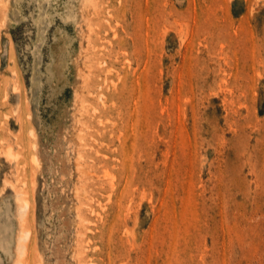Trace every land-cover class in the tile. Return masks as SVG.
<instances>
[{"label": "rangeland", "instance_id": "1", "mask_svg": "<svg viewBox=\"0 0 264 264\" xmlns=\"http://www.w3.org/2000/svg\"><path fill=\"white\" fill-rule=\"evenodd\" d=\"M0 212V264H264V0H0Z\"/></svg>", "mask_w": 264, "mask_h": 264}, {"label": "bare ground", "instance_id": "2", "mask_svg": "<svg viewBox=\"0 0 264 264\" xmlns=\"http://www.w3.org/2000/svg\"><path fill=\"white\" fill-rule=\"evenodd\" d=\"M65 39V38H64ZM59 44H61V43H59ZM58 48V47H57ZM63 50V49H62ZM64 55V54H63ZM63 57V56H62ZM60 61V60H59ZM52 63V62H51ZM49 65V64H48ZM59 66V65H58ZM61 67V66H60ZM62 70V69H61ZM49 74V73H48ZM51 74V73H50ZM61 74V73H60ZM62 75V74H61ZM52 77V76H51ZM47 78V77H46ZM48 78H50V77H48ZM59 78V77H58ZM48 80V79H47ZM99 96V95H98ZM95 110V109H94ZM7 154V153H6ZM9 156V155H8ZM36 163V162H35ZM100 176V175H99ZM18 195H20V193L18 194ZM18 200H19V205L17 206L18 207V212L19 213H21L22 214V211L23 210H25L26 209V207H28V201H26L25 199H21V198H18ZM1 213V212H0ZM24 213V212H23ZM19 215V214H18ZM25 215V214H24ZM19 218V217H18ZM21 218V217H20ZM19 218V219H20ZM22 218H23V216H22ZM21 220V219H20ZM18 222V221H17ZM22 222H23V220H22ZM19 228V227H18ZM4 229V228H3ZM7 229V228H6ZM5 229V230H6ZM1 231V230H0ZM8 231H9V229H8ZM10 232V231H9ZM4 233H6V231L4 232ZM28 235H29V231H26L25 229H20V231H19V234H18V236H17V241H16V247H15V253H16V259H15V262H14V264H21L20 263V261H23V256L25 255V254H27L25 251L27 250V246H25V243L27 244V237H28ZM1 236V235H0ZM4 236V235H3ZM1 238H3L2 236H1ZM6 247H4V249H5ZM10 254V253H9ZM7 256V255H6ZM8 257H10V256H8ZM13 257H14V255H13ZM11 262V261H10ZM13 262V261H12ZM24 263V262H23ZM22 263V264H23ZM12 264V263H11Z\"/></svg>", "mask_w": 264, "mask_h": 264}]
</instances>
